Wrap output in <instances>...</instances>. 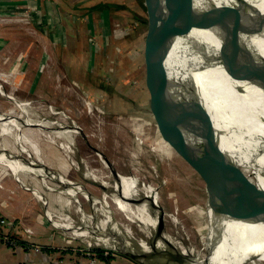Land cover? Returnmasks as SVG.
<instances>
[{
	"label": "rangeland",
	"instance_id": "1",
	"mask_svg": "<svg viewBox=\"0 0 264 264\" xmlns=\"http://www.w3.org/2000/svg\"><path fill=\"white\" fill-rule=\"evenodd\" d=\"M141 1L144 7L135 0H0V113L10 111L12 104L29 103L35 113L42 107L53 114L48 122L62 115L78 132L73 159H66L36 134L29 137L50 175L16 172L0 162V187L5 189L0 191V208L12 211L10 217L0 214V239L13 251L38 255L57 251L55 264H142L96 239L98 235L114 237L108 229L103 234L97 231L94 238L75 235V229H86L82 221L91 220L97 227L110 216L114 225H123L120 241L126 240L129 230L134 253L139 252V242L152 246L161 239H155L157 230L147 237L138 223L125 221L121 209L100 203L117 194L115 178L130 175L140 188L152 189L159 197L160 237L168 235L183 243L210 264H264L260 246L222 232L207 206L201 173L176 151L157 123L145 85L147 24L139 19H148L147 4L154 8L158 22L174 11L163 0ZM99 2L124 9L89 11ZM177 32L166 60L168 77L196 86L207 101L201 99L214 128L221 109L233 111L231 148L221 150L233 160L237 173L264 190L251 175L255 134L248 114L237 107L220 62L209 67L213 81L204 73L211 58L207 39L185 22ZM247 52L264 60L257 49ZM3 141L13 147L12 140ZM13 153L27 164L25 153ZM88 166L103 170L107 178L102 185L110 187L86 178ZM58 173L70 185L59 183ZM261 180L264 184V175ZM76 186L83 191L71 197L69 189ZM246 212L225 215L220 221L239 232L264 233V221ZM6 239L14 244L5 243Z\"/></svg>",
	"mask_w": 264,
	"mask_h": 264
},
{
	"label": "water",
	"instance_id": "2",
	"mask_svg": "<svg viewBox=\"0 0 264 264\" xmlns=\"http://www.w3.org/2000/svg\"><path fill=\"white\" fill-rule=\"evenodd\" d=\"M163 1L174 13L158 22L154 8L147 4V33L144 40L145 85L157 123L176 151L188 158L201 173L206 183L207 206L218 220L234 213L248 215V211L250 217L257 216L264 221V190L234 170L235 163L221 150L217 131L196 86L192 82L170 79L166 70V60L178 34L177 27L185 22L191 28L208 30L216 37L220 43L217 60L230 76L244 77V72H247L264 82V60L246 52L241 43L242 35L259 31L255 20L247 16H256L264 26V13L249 7L247 0H232L227 4L239 16L214 5L205 8L197 6L195 0ZM207 1L211 4L214 2ZM248 205L253 208L249 209ZM255 210L257 213H254ZM157 220L155 239L162 238V217ZM167 248L158 250L152 247L154 254L150 255L122 249L119 252L142 264H146L142 259L147 260L148 264H169L172 261L185 264L186 256L171 252L169 242ZM207 254L209 257L210 254ZM204 262L210 264L206 258Z\"/></svg>",
	"mask_w": 264,
	"mask_h": 264
},
{
	"label": "bare ground",
	"instance_id": "3",
	"mask_svg": "<svg viewBox=\"0 0 264 264\" xmlns=\"http://www.w3.org/2000/svg\"><path fill=\"white\" fill-rule=\"evenodd\" d=\"M212 1H214L212 2L213 4L207 0H195V4L203 8L214 5V7L223 8L227 12L239 16V14H236L227 7V4H230L232 0ZM247 1L250 3L249 7H254L261 13H264V0ZM247 17L255 20V24H257L259 31L254 34L242 35L241 43L244 45L246 52L250 49H257L264 57V26L258 21L257 18H255L256 16ZM196 30L207 39L210 45L211 58L206 62L204 73L211 75L214 81V76L209 67L217 62L216 55L219 51L220 43L208 30ZM223 70L231 85L237 107H242L248 114L249 125L255 134V141L252 145L253 156L251 158V175L254 177V181H256L257 185H264L261 180V176L264 175V82H262V80H260V78L257 76L255 77L254 75L246 74L247 72H244V77L235 78L230 76L224 68ZM200 98L205 103H207L203 95H200ZM28 104H12L10 111L6 113H0V162L5 161L12 168V170L16 172L29 170L30 172L37 174L39 173L38 175L40 176H47L48 174L50 175L48 172L50 168L44 165V163L41 161V154L38 148H36L33 144V141L29 140V137H33L32 133H34L37 135V137H40V139L44 140L45 142L55 145L66 159L69 157L70 159H73L76 146L73 139L76 138L78 132L75 130V126H70L68 124V121L64 116H57L55 119L56 121L50 123L48 120L52 118L53 114L51 115V113L46 112V110L42 107H39L38 112L35 113L33 112L35 108L32 109L29 107L30 104ZM223 109L220 110L219 116L216 119L215 130L217 131V138L220 148L230 151L233 111L230 110V112H228L227 110ZM40 114H43V119L40 117ZM5 138L13 141L12 148L5 146L3 141ZM12 149L13 151H20L21 154L25 153L27 164L17 160V157L22 156H17L14 154L13 151H11ZM71 165L75 166L74 163ZM105 167L111 168V166H107L106 164ZM102 173L104 174L103 170H92L91 167L88 166L86 178L96 183L101 182V186H103V188H108L110 187L109 184L103 183L102 185V181L107 178V176L103 175ZM60 176L61 175H59V178L57 177V179L55 178L59 183L70 185V183L62 180L64 176H61L62 178H60ZM115 188L117 190H115V193L117 192V194L115 196L108 197L106 200H103L100 203L105 207L108 205V207L121 209L124 212V218L126 222L129 224L138 223L137 226H140V229L142 228L141 231L146 233L147 237H150V235L155 232L158 226V209H160V207L158 204L159 197L155 195L156 191L147 188H140L137 181L130 175L121 176V178H115ZM73 189V191L69 189L68 192L71 197L76 195L77 192L83 191V189L78 186L74 187ZM67 204L65 205L67 206ZM214 217L217 225L225 235L236 240L250 241L251 243L260 246L264 250V233L253 234L242 231L239 232L223 224L217 219L215 215ZM82 223L85 225L84 227L86 229H75V231H77L75 235L78 237L94 238L93 235L97 231L103 234L108 229L111 231V233H113L114 237L98 235V238L96 239L111 247L134 252L132 243L129 241L131 238L128 236L130 234L129 230H126L125 232L126 240L123 242L122 240L120 241V229L123 225H114L113 219L110 216L107 217L106 222H103V224L97 227L94 226L91 220H89V223H87L86 220L82 221ZM57 225L66 229L71 228L70 224ZM166 242H169L172 245V248L170 249L171 252H179L187 257L185 264H205V260L202 258V256L198 254L196 255L191 248H186L183 246V243L181 244L180 242L173 240L171 237H168V235L162 236V238L157 240L152 246H149L146 242H139L137 244L139 248L137 251L139 250L138 253L142 255L154 254L152 247L158 250H164L167 248ZM169 264L177 263L176 261H172Z\"/></svg>",
	"mask_w": 264,
	"mask_h": 264
},
{
	"label": "crops",
	"instance_id": "4",
	"mask_svg": "<svg viewBox=\"0 0 264 264\" xmlns=\"http://www.w3.org/2000/svg\"><path fill=\"white\" fill-rule=\"evenodd\" d=\"M1 190H5L3 186L0 187V191ZM0 198L2 202L3 197ZM4 200L8 203L7 197H4ZM10 212H12L11 209L0 208V214L2 216L10 217L11 215ZM46 242L47 241H45L44 244H47ZM58 254L59 252L57 251H53L51 253L45 251L39 255L29 253L27 251H13L8 247H6L2 239H0V264H55L57 261L56 257ZM67 256H72V254L71 255L67 254Z\"/></svg>",
	"mask_w": 264,
	"mask_h": 264
},
{
	"label": "trees",
	"instance_id": "5",
	"mask_svg": "<svg viewBox=\"0 0 264 264\" xmlns=\"http://www.w3.org/2000/svg\"><path fill=\"white\" fill-rule=\"evenodd\" d=\"M136 3L141 4L142 6V1L141 0H135ZM144 7V6H142ZM118 9H124V6L122 5H118V4H114V3H109V2H99L96 5H94L93 7L89 8V11H116ZM141 20L142 23H147V20L144 19H139ZM203 102V101H202ZM210 112L214 113L213 109L210 108Z\"/></svg>",
	"mask_w": 264,
	"mask_h": 264
},
{
	"label": "built area",
	"instance_id": "6",
	"mask_svg": "<svg viewBox=\"0 0 264 264\" xmlns=\"http://www.w3.org/2000/svg\"><path fill=\"white\" fill-rule=\"evenodd\" d=\"M7 242L14 244L12 241H9V239H6L5 243H7Z\"/></svg>",
	"mask_w": 264,
	"mask_h": 264
}]
</instances>
